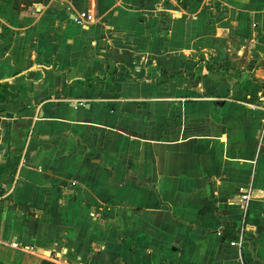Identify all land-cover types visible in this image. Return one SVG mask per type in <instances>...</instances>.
Instances as JSON below:
<instances>
[{"label":"crops","instance_id":"crops-1","mask_svg":"<svg viewBox=\"0 0 264 264\" xmlns=\"http://www.w3.org/2000/svg\"><path fill=\"white\" fill-rule=\"evenodd\" d=\"M263 106L264 0H0V264H264Z\"/></svg>","mask_w":264,"mask_h":264},{"label":"built area","instance_id":"built-area-1","mask_svg":"<svg viewBox=\"0 0 264 264\" xmlns=\"http://www.w3.org/2000/svg\"><path fill=\"white\" fill-rule=\"evenodd\" d=\"M93 21V17L88 15V13L81 12L78 16L74 18V22L82 25L87 24ZM263 120H262V126L264 128V106L261 108ZM251 201V190L250 189H240L239 190V203L243 207V210H246L249 202ZM244 242V234L241 233L239 235V238L236 241L231 242V246L242 248Z\"/></svg>","mask_w":264,"mask_h":264},{"label":"trees","instance_id":"trees-1","mask_svg":"<svg viewBox=\"0 0 264 264\" xmlns=\"http://www.w3.org/2000/svg\"><path fill=\"white\" fill-rule=\"evenodd\" d=\"M42 264H55V263L51 261H43Z\"/></svg>","mask_w":264,"mask_h":264}]
</instances>
